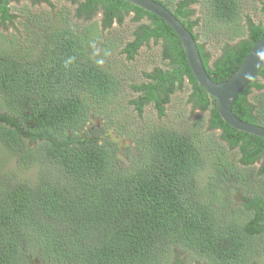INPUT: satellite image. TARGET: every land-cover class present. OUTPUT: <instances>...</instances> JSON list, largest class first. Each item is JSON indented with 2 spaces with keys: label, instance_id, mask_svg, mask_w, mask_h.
<instances>
[{
  "label": "trees",
  "instance_id": "trees-1",
  "mask_svg": "<svg viewBox=\"0 0 264 264\" xmlns=\"http://www.w3.org/2000/svg\"><path fill=\"white\" fill-rule=\"evenodd\" d=\"M19 1H2V27L13 24L9 3ZM27 1L53 8L50 0ZM68 1L76 6L72 22L61 11L58 28L47 20L45 28L29 27L37 52L28 41L20 50L0 48V149L15 162L13 170L0 168V264H169L178 250L206 264H264V140L222 122L214 100L193 78L177 36L161 19L121 0ZM154 1L192 35L216 83L232 77L264 34V26L249 19L246 28L239 25V0H203L205 24H224L232 32L211 63L195 33L200 19H193L190 6L197 0L173 7ZM98 12L100 26L90 22ZM129 14L140 23L129 40L99 42L100 33L114 22L121 26ZM150 39L161 42L165 68L143 72L145 80L132 86L136 97L129 103L139 115L152 104L162 117L170 96L187 82L189 102L208 114L207 130H218L220 142L202 146L196 131L187 137L159 128L146 136L147 143L134 137L141 161L122 168L115 143L99 124L88 126L89 115L107 117L101 105L117 90L105 58L119 50L132 60ZM263 81L264 65L231 105L237 118L261 127ZM252 90L257 95L251 102ZM97 99L98 107L92 102ZM229 151H236L240 165ZM256 161L255 173L250 167ZM204 167L211 182H199ZM171 264L185 262L175 256Z\"/></svg>",
  "mask_w": 264,
  "mask_h": 264
},
{
  "label": "rangeland",
  "instance_id": "rangeland-1",
  "mask_svg": "<svg viewBox=\"0 0 264 264\" xmlns=\"http://www.w3.org/2000/svg\"><path fill=\"white\" fill-rule=\"evenodd\" d=\"M165 1H168L170 7H173L179 0ZM239 1L240 14L237 20L239 25L246 28V20L249 19L254 24H261L264 26V11L261 9L260 1ZM50 2L53 4V8H50L44 3L30 5L27 0H20L18 3H9L10 12L15 15V20L11 26L8 25L6 28L0 25V48H7L9 51L13 47L20 50V47L23 49L25 46H29L26 42L28 41L32 52L35 53L38 49L34 47L31 40L34 37L30 35L29 27H32L33 24H40L45 28L47 26V20L49 26L51 25L52 28H58V26L62 25L58 22V17L61 15L60 13L63 12L69 14L72 22L73 11L76 7L75 5L71 4L68 0H50ZM203 2V0H197V3L191 5L190 8L194 11L193 19H200L198 26L195 29V33L198 34L199 44L203 45L204 50L209 53L210 62L212 63L221 55V48L224 44L231 41L230 38L232 32L225 31L224 24L217 26H214L212 22L210 24H205L208 12L207 9L204 8ZM31 16H35L38 19L31 18ZM132 18L133 15L131 14L125 16L121 26H118L116 22H114L111 29L99 34V42L107 39V37L109 39L117 37L123 42L129 40L131 38V32L140 24L138 22H133ZM90 22L96 23L97 26H100V13L98 12ZM142 22L144 21H141V23ZM85 25L88 27L90 23H85ZM228 26H230V24ZM217 31H219V34L216 33ZM1 36L4 37L5 40H2L3 38ZM99 42L93 46L97 48L100 44ZM118 51L119 50L113 51V54L105 58L107 59V65L110 66L118 80L117 90L113 93V96L115 97L105 101L101 105L102 109L107 108V117L104 114L98 115L93 112L92 115H89L90 122L88 123V126H97L99 124L105 132H107L108 138L115 143L114 147L117 150L115 156L120 161L122 168L126 166H134L136 162L139 163L141 161L136 145L134 144V137L139 139V144L147 143L146 136H148L150 132L159 128L178 129L187 137L192 136V132L196 131V139L202 141V146L206 144L207 146L212 147L210 144L220 142L218 139L220 132L218 130H207L206 119L208 114L202 113L198 109H194L192 103L189 102L191 91L187 82H184L181 89L177 90L170 96V102L165 105V115L162 117L158 116L157 111L152 104L144 106L141 115H139L134 106L129 103L131 99L136 97V93L133 91L132 86H134V84H140L145 80L143 78V72L151 71L152 68L155 66L157 67L158 65L165 68V66L160 64V41L154 42L150 39L137 50V53L132 60H127L125 56L120 55ZM256 95L257 91L252 90L249 100L252 102L253 97ZM92 102L98 107L95 104L96 102L99 103L98 99L93 100ZM116 130H118V132ZM235 152L236 151H229L228 153L229 156L234 158V162L237 166L240 164L236 162L238 156L235 155ZM205 157L207 156L205 155ZM208 158L209 156L206 161L210 164ZM259 166L260 161H256L250 169L256 173ZM0 168H3L4 171L15 169V162L13 160L8 161L7 155L1 149ZM33 175L34 174L31 171L25 175V178L31 179ZM199 182H211L207 168L201 172ZM240 202L241 198L235 197V203L239 205ZM175 256L179 257L185 262V264H206V261L203 259H196L192 253L182 250L172 253L169 257V264H171L172 259L175 258Z\"/></svg>",
  "mask_w": 264,
  "mask_h": 264
},
{
  "label": "water",
  "instance_id": "water-1",
  "mask_svg": "<svg viewBox=\"0 0 264 264\" xmlns=\"http://www.w3.org/2000/svg\"><path fill=\"white\" fill-rule=\"evenodd\" d=\"M2 1L0 0V5ZM121 1L156 16L171 28L181 44L193 78L197 85L214 100L216 111L223 123L238 132L264 140V127L240 120L231 110V105L237 96L258 77L264 65V34L251 48L232 77L225 82L216 83L207 74L192 35L168 9L154 0Z\"/></svg>",
  "mask_w": 264,
  "mask_h": 264
}]
</instances>
